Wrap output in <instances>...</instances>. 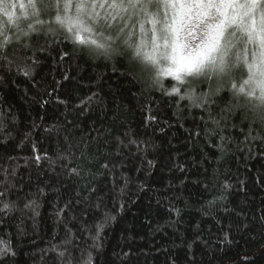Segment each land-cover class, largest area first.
Here are the masks:
<instances>
[{
  "label": "trees",
  "instance_id": "16d2710c",
  "mask_svg": "<svg viewBox=\"0 0 264 264\" xmlns=\"http://www.w3.org/2000/svg\"><path fill=\"white\" fill-rule=\"evenodd\" d=\"M129 59L59 32L0 59V264H264V125L228 78L203 111Z\"/></svg>",
  "mask_w": 264,
  "mask_h": 264
},
{
  "label": "snow or ice",
  "instance_id": "6c2138e0",
  "mask_svg": "<svg viewBox=\"0 0 264 264\" xmlns=\"http://www.w3.org/2000/svg\"><path fill=\"white\" fill-rule=\"evenodd\" d=\"M57 32L90 59L128 52L154 90L203 111L209 93L197 86L228 78L229 91L253 117L250 129L264 125V0H0V59L11 64L9 49L30 50L37 35ZM23 74L30 75L28 66ZM165 79L176 82L170 90Z\"/></svg>",
  "mask_w": 264,
  "mask_h": 264
}]
</instances>
